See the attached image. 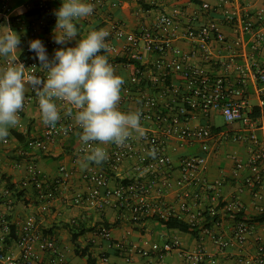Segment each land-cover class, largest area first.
Wrapping results in <instances>:
<instances>
[{
  "label": "built area",
  "instance_id": "1",
  "mask_svg": "<svg viewBox=\"0 0 264 264\" xmlns=\"http://www.w3.org/2000/svg\"><path fill=\"white\" fill-rule=\"evenodd\" d=\"M93 5L104 3V0H89ZM203 8L209 9L208 2L203 3ZM221 6V5H219ZM29 8H42L47 11L51 9V4L46 1H38L35 6L28 5ZM224 19L232 25L235 36H229L216 24H204L201 26H183L184 37L192 44L194 50L181 52L177 56H171L175 41L180 37V28L177 24V16L180 9L175 7L170 12H163L157 21L152 25L141 24L134 30L129 31L123 22L111 21L108 26H104L109 36L106 42L110 51L115 54V58H109V62L116 66L123 62L132 68L130 82L121 86L123 100L130 99L134 92H138L140 103L136 111L141 112V125L146 131V136L139 138L136 134L126 141L124 146H117L111 143L109 147L99 145V142H90L92 146H102L108 153V159L97 165L91 163L83 172L82 179L86 181L85 189H77L71 196L73 205L81 206L85 209L104 210L107 206H114L121 212H128L132 219L140 220L149 216H156L161 219L178 217L184 219L192 225L200 224L205 220L204 212L209 210L211 214L220 212L221 216L212 227H205L202 233H214V227L221 225L224 216L229 215L235 219L233 232L227 236L223 232H216V241L221 249H228L235 243L245 244L248 237L254 232L255 222L250 218L238 219L236 213L244 212L245 204L238 197L231 201H226L220 208L212 205L207 209L193 208L199 203L203 193L213 192V198L219 197L218 185L211 183L206 177L208 168V156L211 150V140L226 139L232 137L237 141L250 143V154L247 160L238 156H233L236 160V169L249 167L252 175L247 177L246 183L250 186L253 196L262 199V166L264 164V139L259 137L258 130L264 132V116L256 114L248 103V84L251 80L262 82L259 88L260 98L258 106L264 112V63L251 56L249 61L237 62L236 58L251 46L253 50H264V26H258L264 6L256 13H251L245 6L222 8ZM5 23H15L17 29L25 30L30 28L34 34L37 30L36 21L23 18L13 14V7L9 0H0V27ZM30 26H26V25ZM114 40L119 41L115 43ZM213 41L220 43V48L224 51L218 58H214ZM144 52L155 55L151 62L153 69L159 70L156 76L151 77L144 85H140V78L147 72L148 67L142 63L145 59ZM198 49L206 61L216 60L225 69L234 68L239 75V83L232 85L225 75H213L206 72L199 64H194L190 58ZM25 57H19L29 73L35 72L41 77H46V70L40 68V61L32 59L29 45L25 48ZM108 53V52H107ZM101 52V54L107 55ZM134 61V62H132ZM35 65V66H34ZM5 66V61H4ZM179 71L187 80L186 90L183 94V105L175 109L171 103L163 106L160 104L157 95L150 94L144 90L153 84L157 88L159 82H163L168 89H172L176 94L180 93L179 87H173L168 82L169 75ZM34 95L25 100H31ZM65 105L63 101H59ZM190 107V109H189ZM198 109L207 117L212 110H219L226 122L240 121L243 128L239 132L229 133L227 130L216 132L211 121L204 124L192 125L189 123L188 114L190 110ZM61 117V115H60ZM231 117V119H229ZM145 123H149L145 125ZM76 133L79 136L82 129L76 122L60 118L55 127L44 124V130L38 137L32 138L30 144L41 150H48L52 142L58 137ZM219 134V135H218ZM217 135V136H216ZM176 140L180 144L198 142L201 153L189 154L180 158L178 168L180 174L173 181L170 172L175 163L168 152L170 141ZM79 147L82 153L86 145L81 141ZM155 148L156 157L142 156ZM136 159L134 164L138 172H150L152 177L140 174L130 182L119 180L113 184V177L109 171L116 172L125 160ZM28 173L22 181V187L32 185L36 188L40 200L50 203L57 198L62 187H68L69 181L74 175V170L66 165L60 167V174L55 180L48 181L42 178L41 169L34 160L28 163ZM164 169V170H163ZM158 170H161L158 173ZM3 178L0 177V199L12 193L8 184L2 185ZM178 188L179 203L177 205L168 204L165 199V192L173 187ZM155 192L154 199L150 195ZM4 236L10 235L11 227L8 221L4 222ZM97 234L104 238H110V228H102ZM16 241L20 248V254L16 255L9 250L0 251V264H40L36 261L37 248L58 252L59 245L54 236L45 235L39 228V223L35 216L27 218L19 230L16 232ZM115 246L119 249H133L142 254L149 255L151 250L142 244L125 245L122 241H117ZM173 250H178L183 256L198 264L207 256V251L203 245H199L192 251L182 247L179 237L175 236L164 242L159 249L160 261H164L165 256ZM68 264V263H49ZM211 264H221L218 258H212ZM235 264H264V241H259L256 251L250 254H242L237 257Z\"/></svg>",
  "mask_w": 264,
  "mask_h": 264
},
{
  "label": "crops",
  "instance_id": "2",
  "mask_svg": "<svg viewBox=\"0 0 264 264\" xmlns=\"http://www.w3.org/2000/svg\"><path fill=\"white\" fill-rule=\"evenodd\" d=\"M41 0H9L13 7V14L19 15L27 10L28 5ZM51 4V10L45 11L43 15L30 17L36 21L37 30L34 34L30 32V28L25 30L17 29L15 23H5L0 27L2 32L3 26H9L20 35L21 49L19 57H25L28 54L25 48L29 42L34 39H40L47 51L48 58L51 60L55 51L61 47H75L82 36H86L91 29H101L108 26L111 21L123 22L129 31L134 30L141 24L152 25L160 17L163 12H170L175 7L180 9L177 16V24L181 26L180 37L175 41V46L171 52V56L178 55L182 51L189 52L194 50V47L183 36V26H201L204 24H216L232 38L235 32L232 25L224 19L223 6L225 7H240L245 6L251 13H256L262 6L264 0H104L103 4L96 5L90 16L82 18L77 22L78 34L77 37L66 44H57L54 42V28L52 26L46 30V25L57 20L54 11L62 6L63 0H43ZM85 2L90 3L89 0ZM210 4L209 9L203 8V3ZM221 5V6H219ZM33 8V7H32ZM26 26H30L29 24ZM264 26V14L258 24ZM115 43L119 41L114 40ZM214 58L224 51L220 48V43L213 41ZM141 51L144 52L143 49ZM195 54L190 58L194 64H199L206 72L213 75H225L232 85L239 83L238 72L234 69H225L216 60L206 61L201 52L196 49ZM109 58H115V54L108 52ZM145 59L142 63L148 67L147 72L143 75L142 81H148L153 76L159 73V70L153 69L151 62L155 55L144 52ZM251 56L264 63V50H253L251 46L246 48L236 60L237 62L245 63L249 61ZM32 59L36 58V53L31 54ZM38 60V59H37ZM4 67V60L0 58V68ZM116 73L124 78L126 83L130 82L132 75V68L119 62L113 66ZM140 83V85H144ZM168 82L173 87H179L180 93L176 94L172 89H168L163 82L157 84V88L146 87L144 90L150 94L157 95L161 105L171 103L175 109L183 105V94L186 90L187 80L179 71L172 72L168 77ZM262 82L251 80L248 84V103L250 108L256 114H263L264 112L258 106ZM34 97L31 100L24 101V107L19 111L20 124L9 129L7 142L0 141V177L4 180L2 185L8 184L9 181L13 183L12 193L0 199V251L9 250L16 255L20 254V248L17 244L16 237L8 235L2 240L4 236V222L8 221L10 224L16 226L18 231L23 222L35 216L39 223L41 232L45 235L54 236L58 242V252L41 250L37 248L36 261L40 264L49 263H68V264H92L87 257H82L76 253L75 243L73 241L70 224L75 226L83 223L89 229L81 234L79 240L82 246H86L92 242L91 252L96 258L94 264H195L192 260L183 256L178 250H173L165 256L164 261H160L158 252L165 241L177 236L180 238L182 247L186 250L192 251L199 245H203L207 251V256L198 264H211L212 258H218L221 264H235L238 256L242 254L254 253L259 241H264V220L255 222L254 232L248 237L245 244L235 243L228 249H221L216 241V232H223L230 236L233 232L235 219L229 215H225L222 223L217 228L214 227V233H202L201 239H197L191 232H184L177 228H167L162 222L154 216H149L144 219H132L128 212H121L114 206H107L104 210L85 209L81 206L73 205L71 196L77 189H85L86 181L82 179V174L86 169H81L77 160L84 155L79 149L81 142L78 134L72 133L67 136L58 137L51 143L48 150H41L33 147L30 144L32 138L38 137L44 130V123L42 122L41 112L38 104V97L29 88L26 92L25 99L29 96ZM123 90L121 89V96ZM58 110L62 118H68L75 122V110L72 115H66V107L59 101H56ZM140 103L138 92H134L132 97L123 100L119 103L121 111H136ZM190 109V107H189ZM223 116L219 110H212L210 116L207 117L198 109L190 110L188 114L189 123L192 125L204 124L208 121L213 123L216 132L227 130L229 133L239 132L243 128L240 121L226 122L223 124L216 123L217 116ZM224 117V116H223ZM149 123H145L147 125ZM258 134L260 138L264 139V132L259 129ZM219 135V134H218ZM217 136V135H216ZM110 144L102 145L109 147ZM198 146V152L201 153V147L198 142L180 144L176 140L170 141L168 145V152L172 156L175 166L170 172V177L173 181L180 174L178 163L181 157L189 154L186 150L189 147ZM250 154V143L244 141H237L232 137L226 139L211 140V150L208 156V168L206 177L211 183L218 185L219 197L213 198V192L203 193L199 203L193 208L207 209L212 205H217L219 200L225 199L231 201L234 197H238L245 204V216L252 218L264 212V164L262 166V184L261 191L262 199H257L253 196L250 186L246 183L247 177L252 175L249 167L236 169V160L233 156H238L243 160H247ZM142 156L148 157L146 152ZM34 160L41 169V176L48 181H54L60 174L59 170L62 165L74 170V175L69 181L68 187H62L58 193L57 198L50 203L43 202L38 196L36 188L32 185L22 187V181L26 178L28 173V163ZM136 159L125 160L118 171H109L113 177V184L116 185L119 180L130 182L137 175L143 174L150 178L153 176L150 172H138L135 170L134 164ZM91 163H89L90 165ZM164 170V169H163ZM161 170H158V173ZM155 192L150 197L154 199ZM168 204L177 205L179 203L177 186L167 190L164 196ZM117 224L110 226V238H104L97 234V231L104 228L103 221ZM117 241L124 242L125 245L142 244L151 250L149 255H142L133 249H119L115 246Z\"/></svg>",
  "mask_w": 264,
  "mask_h": 264
},
{
  "label": "clouds",
  "instance_id": "3",
  "mask_svg": "<svg viewBox=\"0 0 264 264\" xmlns=\"http://www.w3.org/2000/svg\"><path fill=\"white\" fill-rule=\"evenodd\" d=\"M92 12L93 5L85 0H63L62 6L54 11L57 17L54 42L63 45L75 39L79 32L77 22ZM3 29L0 58L5 66L0 68V141L7 142L9 129L20 124L18 113L24 107L29 88L38 97L45 125L55 127L61 118L56 101L64 102L66 115L75 110V122L82 129L80 139L87 146L77 160L81 169L108 159L106 149L99 145L124 146L134 133L139 138L146 136L141 112H124L118 107L124 78L116 73L108 56L101 54L110 51L106 42L109 33L105 29H91L86 36L81 35L75 47L57 49L51 60L40 39L30 41L29 50L36 53L46 77L26 71L19 61L20 35L9 26ZM90 142L99 145L92 146ZM156 153L153 148L148 155L155 158Z\"/></svg>",
  "mask_w": 264,
  "mask_h": 264
},
{
  "label": "trees",
  "instance_id": "4",
  "mask_svg": "<svg viewBox=\"0 0 264 264\" xmlns=\"http://www.w3.org/2000/svg\"><path fill=\"white\" fill-rule=\"evenodd\" d=\"M51 10V9H50ZM45 9L42 8H27V10L21 14H19V16L23 17V18H28V17H34V16H40L43 15L45 13ZM56 25V21L53 20L51 22H49L46 25V30H49L52 26ZM134 62V61H132ZM141 82L142 78H140ZM13 183H11L9 181V187L12 189L13 188ZM225 204V200L221 199V201L219 202V204L216 206V209H220L223 205ZM205 215V220L203 222H201L200 224H196V225H192L189 222L185 221L184 219H180L178 217H169L167 219H161L156 217L157 219H159L162 224L164 226H166L167 228H177L181 231L184 232H191L192 234H194L196 236L197 239H201V231L203 230V228L205 227H212L214 225V223L216 221H218L220 219V212H216L215 214H211L210 211L207 209L204 212ZM236 216L238 219H245V213L244 212H239L236 213ZM264 220V212L253 216L250 221L251 222H259V221H263ZM102 224L104 225L105 228H110L111 225H115L117 224V221L114 223H110V222H106L105 220L102 222ZM98 224H96L95 226L88 228L85 227L83 225V223H81L78 226H75L73 224H70V229L72 231V235H73V241L75 243V250L76 253L82 257H87L88 261L92 264H94L96 262V258L95 256L92 254L91 252V246H92V242L88 243L86 246H82L81 245V241L79 240V237L81 234L85 233L86 231H88L89 229H95L97 227ZM11 227V233L10 235L12 237H16V226L14 224H10Z\"/></svg>",
  "mask_w": 264,
  "mask_h": 264
},
{
  "label": "rangeland",
  "instance_id": "5",
  "mask_svg": "<svg viewBox=\"0 0 264 264\" xmlns=\"http://www.w3.org/2000/svg\"><path fill=\"white\" fill-rule=\"evenodd\" d=\"M224 120H225L224 117L221 116V115L216 117V123L217 124H223ZM186 151L189 152V153H196V152H198V146L195 145L193 147H189L188 150H186Z\"/></svg>",
  "mask_w": 264,
  "mask_h": 264
}]
</instances>
